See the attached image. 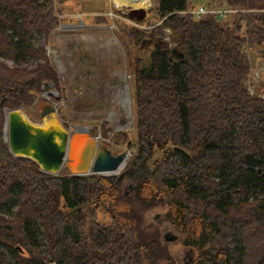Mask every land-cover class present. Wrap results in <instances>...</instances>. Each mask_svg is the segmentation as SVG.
I'll return each instance as SVG.
<instances>
[{
  "label": "trees",
  "instance_id": "1",
  "mask_svg": "<svg viewBox=\"0 0 264 264\" xmlns=\"http://www.w3.org/2000/svg\"><path fill=\"white\" fill-rule=\"evenodd\" d=\"M66 1L0 0V204L16 202L0 212V264H178L145 222L156 207L195 251L192 264H264V80L255 95L245 85L248 50L264 58V0H212L237 10L223 22L186 12L187 0H151L143 19L117 20L132 45L151 43L147 62L128 59L134 140L115 133L131 149L127 194L114 174L43 172L4 139L7 109L27 113L45 83L64 96L33 34L46 42Z\"/></svg>",
  "mask_w": 264,
  "mask_h": 264
},
{
  "label": "rangeland",
  "instance_id": "2",
  "mask_svg": "<svg viewBox=\"0 0 264 264\" xmlns=\"http://www.w3.org/2000/svg\"><path fill=\"white\" fill-rule=\"evenodd\" d=\"M210 5H214L212 0H187L186 12L190 13L198 6ZM126 11L127 6H115L113 0H67L63 13H57L63 22L50 33L46 42L41 33L34 32L33 43L44 44L64 86V96L52 84L49 89L42 91L33 107L27 113L24 111L32 121L41 122L38 106L48 102L55 107L57 118L67 129L72 132L78 128L90 130L92 136L100 134V143L106 145L113 154L122 151L131 154V149H127L124 141L117 142L115 133L126 130L127 140H134L132 74L128 59L137 56L141 63L147 62L150 44L132 45L117 23V20L125 21L123 16ZM101 15L107 16L105 22L98 19ZM228 18L230 16L226 15L220 21ZM165 31L168 40L170 30L166 28ZM248 54L251 61L249 74L257 80L253 83L256 89L264 80V58L252 49L248 50ZM33 63V58L25 62L26 65ZM127 159L117 172L107 174L118 175L125 170ZM132 183L126 177L123 178L120 191L129 190L128 184L132 186ZM15 204L14 200L0 204V212L9 216ZM164 211V207L148 210L145 222L157 223L162 239L166 233L176 234V240L168 241L170 252L178 264H192L195 251L181 243L180 233L165 218ZM40 247L43 244L40 243ZM4 264H11V259L7 258Z\"/></svg>",
  "mask_w": 264,
  "mask_h": 264
},
{
  "label": "water",
  "instance_id": "3",
  "mask_svg": "<svg viewBox=\"0 0 264 264\" xmlns=\"http://www.w3.org/2000/svg\"><path fill=\"white\" fill-rule=\"evenodd\" d=\"M127 8V17L141 20L153 7L150 5L147 8ZM50 85L51 83H45L42 91L49 89ZM38 107L41 122L32 121L21 108L6 110L4 139L13 156L31 159L41 171L54 175L63 167L74 175L115 173L121 168L127 158L126 151L113 154L85 129L78 128L70 132L59 121L55 108L50 103L44 102ZM155 154L161 155L158 152ZM148 164L152 170L153 159H150ZM124 174L125 170L121 171L116 181L122 179ZM133 187L134 184L124 193L127 194ZM87 205L88 203L80 204L75 209L85 208ZM177 237L176 234L166 233L163 239L168 242L176 240Z\"/></svg>",
  "mask_w": 264,
  "mask_h": 264
},
{
  "label": "built area",
  "instance_id": "4",
  "mask_svg": "<svg viewBox=\"0 0 264 264\" xmlns=\"http://www.w3.org/2000/svg\"><path fill=\"white\" fill-rule=\"evenodd\" d=\"M237 10L230 8V7H209V6H198L196 8H194V10L190 11V13H192L196 18H201L205 15H213L216 16L217 18H223L226 15H230L232 13H235ZM260 11H264L263 9H260ZM128 23L133 24L135 26L141 27V25L137 24L135 21L132 20H126ZM256 78L253 76H250V74L247 76V78L245 79V85H246V89L249 95H255L256 89L253 86V83L256 82ZM259 96L264 97V93L260 92L258 93ZM47 98L49 96H46ZM86 131H88L87 129H85ZM94 138L98 141L101 142V136L100 134H96L94 135ZM105 140V139H104ZM130 153L127 152V156H129Z\"/></svg>",
  "mask_w": 264,
  "mask_h": 264
},
{
  "label": "bare ground",
  "instance_id": "5",
  "mask_svg": "<svg viewBox=\"0 0 264 264\" xmlns=\"http://www.w3.org/2000/svg\"><path fill=\"white\" fill-rule=\"evenodd\" d=\"M113 3L115 6L145 7L150 4V0H113ZM80 130H83V128H81Z\"/></svg>",
  "mask_w": 264,
  "mask_h": 264
},
{
  "label": "flooded vegetation",
  "instance_id": "6",
  "mask_svg": "<svg viewBox=\"0 0 264 264\" xmlns=\"http://www.w3.org/2000/svg\"><path fill=\"white\" fill-rule=\"evenodd\" d=\"M146 43H149L150 45H151V43L150 42H146ZM149 45V46H150ZM124 177V176H123ZM123 179V178H122ZM130 181H132V180H130ZM133 184V183H132ZM128 187H129V189H130V187H131V184H128Z\"/></svg>",
  "mask_w": 264,
  "mask_h": 264
}]
</instances>
